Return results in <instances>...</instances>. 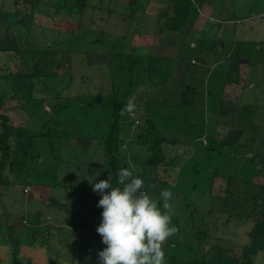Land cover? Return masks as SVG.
Segmentation results:
<instances>
[{"label":"rangeland","instance_id":"1","mask_svg":"<svg viewBox=\"0 0 264 264\" xmlns=\"http://www.w3.org/2000/svg\"><path fill=\"white\" fill-rule=\"evenodd\" d=\"M192 2L174 32L175 0H0V39L13 34L22 49L0 53V123L35 134L21 170L0 173V264H97L94 242L106 246L92 185L112 176L104 137L123 98L149 120L141 109L131 127L125 119L120 154L154 198L173 193L165 264H264L263 250L244 251L264 201V0ZM208 47L215 58L239 51L250 77L207 55L198 62ZM131 53L130 77L120 67ZM191 86L193 105L182 106ZM66 99L55 115L51 101ZM158 136L177 142L163 144L172 164L147 167ZM84 236L93 244L75 254Z\"/></svg>","mask_w":264,"mask_h":264},{"label":"clouds","instance_id":"2","mask_svg":"<svg viewBox=\"0 0 264 264\" xmlns=\"http://www.w3.org/2000/svg\"><path fill=\"white\" fill-rule=\"evenodd\" d=\"M128 164L116 173L117 186L111 175L92 185L100 196L96 206L103 209L95 231L106 246L97 253V264H165L163 245L177 232L169 203L173 193L162 189L154 198L144 190L136 165Z\"/></svg>","mask_w":264,"mask_h":264},{"label":"trees","instance_id":"3","mask_svg":"<svg viewBox=\"0 0 264 264\" xmlns=\"http://www.w3.org/2000/svg\"><path fill=\"white\" fill-rule=\"evenodd\" d=\"M176 3L173 4L172 10H173V20L172 21V30H177L179 27V24L186 19V12L193 8V2L192 0H175ZM168 26V25H167ZM170 29V30H171ZM19 50V47L16 44V38L13 34L6 35L3 39H0V53L3 52H17ZM19 53V52H18ZM26 53V52H25ZM133 53H131L129 56H127L128 63H126L125 66H122L120 68H124L125 72L130 75L137 72V68L135 65L137 64L136 61L132 58ZM158 61V60H156ZM38 70V69H36ZM149 70L147 71L148 76L150 73L152 74L153 69H145ZM1 71V68H0ZM35 71H32L31 73H25V74H19L20 77H24L27 75H35ZM14 74V73H13ZM140 77L142 76V72L138 74ZM55 76V75H53ZM127 78L128 83H131V79ZM140 78L136 79L139 80ZM139 83V82H138ZM193 87L188 88V93L190 92V97H181V105L182 106H192L193 105V99L192 96L194 94ZM127 95V94H126ZM123 101H117L115 99L114 105L111 109V123H109L110 131L107 134V136L104 137V142L107 145V151H108V167L110 169V172L112 173V182L115 186H117V176L116 173L121 168H127L128 165L126 162V158L121 155L122 150V139L119 137L121 129L123 128V124L126 118L129 120L130 127L133 125V121L131 120L132 117H134L133 111L135 109H141L143 110V118H146L145 120H149V116L147 115V108L144 107L142 109L139 108L136 104L137 102H129V100H125V98L122 99ZM56 101V100H55ZM55 101H51L50 109L51 111L56 115L57 113H60L63 110L67 109V106L72 103V100L66 99L64 100V104L60 102L56 103ZM2 102V97L0 96V103ZM129 104L132 105L131 110L128 109ZM131 112V113H130ZM131 114L132 117L129 115ZM2 121L0 123V152H1V160H0V173L4 170H8L9 173H17L16 171H19V169L24 166L25 160L27 159L29 153L31 152V148L33 147L32 140L34 138V135H31L29 131H26L25 129L18 130L19 133L16 134L14 129L7 123L6 118H1ZM135 121V120H134ZM137 123L139 121H136ZM48 136L49 134H45ZM50 136V135H49ZM141 135H139L140 138ZM26 137V139H24ZM150 145V155L148 156L147 160L145 161V166L149 167H156L158 168L161 165H171L172 159L170 161L166 160L165 154H164V148L163 144L174 146L177 144L175 140L168 139L162 136H158L152 141H148ZM231 145H236L233 143H230ZM227 145V143H226ZM121 146V149H120ZM253 160V159H252ZM250 161V159H249ZM61 162V161H60ZM123 162V163H122ZM21 170V169H20ZM240 180H242L240 178ZM243 181V180H242ZM0 179V184L3 183ZM259 218L256 219L253 223V226L251 230L249 231V235L251 238V246L246 250H244L246 253L250 250H263L264 251V201L262 202V210L259 211ZM14 255L16 256V251H14ZM173 262V261H172ZM176 262V261H175ZM171 264V263H169ZM192 264H203L199 261H193Z\"/></svg>","mask_w":264,"mask_h":264},{"label":"crops","instance_id":"4","mask_svg":"<svg viewBox=\"0 0 264 264\" xmlns=\"http://www.w3.org/2000/svg\"><path fill=\"white\" fill-rule=\"evenodd\" d=\"M263 14H264V12H263ZM262 15V14H261ZM182 23V22H181ZM180 23V24H181ZM180 30V27H178V29L177 30H172V31H174V32H178ZM178 34V33H177ZM178 37H179V35H177ZM183 51V50H182ZM182 51H180L178 54H179V56H180V53L182 52ZM239 53V51L238 52H234V55H232L231 54V52H230V54H229V52H228V57H227V55L226 56H223V58H221V57H214V56H211V55H217L218 53H212V51L210 50V48L208 47V50H206V51H204V50H202V52H199V53H196L197 55H196V57L198 58V62H200L201 61V63H204V60L202 59V57H201V55H204V56H210V57H212V58H210V59H208V60H210V61H212L211 63H212V65L215 63V64H220V63H228V62H230V65H231V68H233L234 70H235V72L236 73H239V75L241 76V75H243V76H246V78L248 79L249 77H250V72H251V70H250V66L247 64V62H249V60H245V58H243V60L240 58V54H238ZM234 56V58H232ZM214 58V59H213ZM178 59H180V58H177V60ZM222 59H225V60H222ZM209 61V62H210ZM229 102V101H228ZM235 109V108H234ZM103 210L102 209H99L98 207L95 209V211L94 212H92L93 214H94V217L93 218H95L96 216H98V213H101ZM92 218V217H91ZM69 224H71V222L69 223ZM65 225L66 227H67V230L68 229H70V226L71 225ZM87 224V222H83V220H82V222H81V226H82V228L83 229H80L79 231H77L78 233L79 232H83L85 229H87L88 227H89V225H86ZM59 226V227H61L60 226V224H54V227L55 226ZM69 227V228H68ZM73 231V230H72ZM88 239V243L89 244H93L92 242L94 241L93 239H90L89 237H82L81 238V240H76V241H74V243H75V246H74V252H75V254H76V247H77V244L78 243H85V241ZM92 240V241H91ZM96 243H97V241H95L94 242V248L99 252V251H101L102 249H103V247H100L99 248V250L97 249V246H96ZM77 255H79V254H77ZM97 259V258H96ZM97 261V260H96ZM50 263V262H49ZM55 264H76V258H74V259H72V261H69L68 259H64L63 261H57V263H55Z\"/></svg>","mask_w":264,"mask_h":264},{"label":"built area","instance_id":"5","mask_svg":"<svg viewBox=\"0 0 264 264\" xmlns=\"http://www.w3.org/2000/svg\"><path fill=\"white\" fill-rule=\"evenodd\" d=\"M26 191V190H25Z\"/></svg>","mask_w":264,"mask_h":264}]
</instances>
